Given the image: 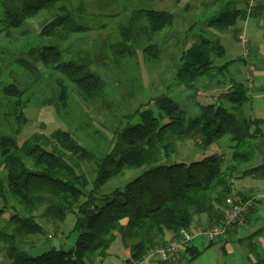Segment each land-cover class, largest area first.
<instances>
[{"label":"trees","instance_id":"trees-1","mask_svg":"<svg viewBox=\"0 0 264 264\" xmlns=\"http://www.w3.org/2000/svg\"><path fill=\"white\" fill-rule=\"evenodd\" d=\"M248 2L190 0L182 11L194 7L193 19L199 12L209 15L203 23L205 28L210 33L213 30L223 33L239 21L264 19V5L260 0L252 9ZM72 3L71 0H3L0 3V35L7 39L31 37L27 24L40 15L48 20L38 35L50 40V44L31 49L26 57L13 63L26 72L33 69L34 73L39 64L43 71L58 74L62 79H56L57 98L62 107L67 98L63 79L76 88L85 102L97 101L105 89V82L90 71V63L71 51L75 41L69 43L71 37L85 36L90 30L79 25L78 20L88 18L90 23L98 18L85 15L82 5L75 7ZM175 22L174 15L166 11L131 12L128 21L116 27L118 39L109 37L114 43L108 49L114 64L118 66L120 60L136 57L137 31L141 25L147 37L156 35L166 41L170 37L164 34ZM193 26L190 25V31ZM203 34L196 36L181 52L174 82L183 91L193 94L201 81L215 85L226 83L229 89L223 97L230 107L216 102L199 104L196 105L198 112L188 115L167 95L149 100L130 113L126 118L130 123L115 131L114 145L96 163L92 181L86 174L78 173L77 167L80 162L91 160L93 154L67 132L54 128L45 134L34 133L18 144L17 137L27 124L23 110L29 100H24V91L14 85L3 89L4 96L12 103L14 128L0 135V243L5 244L0 264H91L108 256L117 236L129 251L126 263L138 264L148 249L168 242H165L167 234L176 239L180 232L189 230L194 217L205 214L216 223L222 219L224 200L233 194L232 182L238 166L254 158L256 140L264 145L263 121L243 115V107L250 104L251 99L228 71L231 64L242 60L218 62L224 57V47ZM234 34L236 36V32ZM65 44L68 46L62 49ZM9 53L0 43L1 64L8 60ZM192 102H196L195 98ZM151 106L157 109V118L146 109ZM222 140L232 144V165L216 155L203 156L198 161L170 162L178 143L195 142L205 152ZM134 170L142 172L123 188L107 194L101 192L108 181ZM244 175L264 181V164ZM9 202L15 212L4 221ZM39 211L42 214H37ZM69 214L74 215L72 233L77 237L66 251L53 247L32 256L17 245L18 240L44 235L37 218L62 224ZM10 228L12 233L7 232ZM257 234L259 232L251 239ZM199 254L192 247L185 249L190 261Z\"/></svg>","mask_w":264,"mask_h":264},{"label":"rangeland","instance_id":"rangeland-1","mask_svg":"<svg viewBox=\"0 0 264 264\" xmlns=\"http://www.w3.org/2000/svg\"><path fill=\"white\" fill-rule=\"evenodd\" d=\"M72 1V4L75 3V7L77 5L83 6L85 15L89 14L94 19L98 18V20L90 21V23L88 18L78 20L79 25L90 27V30L85 36L71 37L69 43L75 41V46L71 47V51L73 53L79 51L80 58L86 59V62L90 63V71L97 73L105 82L103 96L97 101L85 102L79 97L76 88L63 79L67 90V98L62 107L57 98L59 86L56 84V79L61 78L58 74L43 71L39 64H37L34 73L33 69L26 72L13 63L19 58L26 57L31 49L38 48L41 44H50V40L41 39L38 35L48 20L43 15L37 16L26 27L27 30H31V37L10 40L5 38L3 34L0 35V43H3L10 51L8 60L4 61L3 64L0 63V135L10 132L12 127L14 128L12 103L7 100L2 92L6 86L14 85L24 91L23 99L29 100L27 108L23 110L27 124L17 137L18 144L21 145L34 133L45 134L46 127L50 125L49 115L53 117V120L63 131L67 132L80 146L93 154L91 160L80 162L77 167L78 173L86 174L92 181L95 176L96 163L104 158L114 145L115 131L122 130L130 123L131 121L126 119L131 115L130 113L139 106H144L149 100L165 95L171 96L175 100L174 102L178 103L180 108L188 115L197 113L196 105L199 104L207 105L216 102L225 105L227 108L230 107L223 97L229 89V85L226 83L215 85L201 81L198 83L197 92L193 94L183 91L177 83L173 84L172 82L174 74L173 61L175 60L176 65H178L181 52L185 51L192 44L191 42L196 40V36L205 33V31L210 33L205 28V24L203 25L208 18L205 13L199 12L193 19L196 14L194 7L190 11H182L183 6L190 0H159V6L152 4V1L155 3L157 0ZM1 2L3 0H0ZM114 2L115 4H113ZM145 9L166 11L174 15L176 22L173 28L167 30L164 34L170 38L163 41V38L156 35L147 37L143 25H141L137 31L139 43H136L138 46L136 47L135 59L130 61L120 60L117 66L114 64V58L109 53L110 49H106L103 43H113L109 40L110 36H113L116 40L118 39L116 27L119 24H125L131 12ZM190 20L193 23H189ZM191 24H194L193 31H190ZM213 33H215L214 30ZM185 37L187 40L184 41ZM209 38L220 40L216 35H211ZM183 41L184 43H182ZM91 45L94 48H90ZM67 46V44L63 45L62 49ZM129 48H131V45ZM86 51L92 52L88 55ZM66 59L69 58L66 57ZM222 59L220 58L218 61L220 62ZM191 98H195L196 102H192ZM42 109L46 110L41 112ZM146 109L152 111L154 117L157 118L158 113L154 106ZM37 112H41L39 115L40 120H38ZM217 145L219 146L214 148H212V145L204 152L198 143L191 141L178 143L176 154L171 157L170 162L180 160L184 162L198 161L203 156L212 155L214 149L216 154L226 158V164L232 165V144L222 140ZM259 146L260 150L264 152V145L259 144ZM141 172L142 170L125 171L123 175L108 181L100 190L102 193L107 194L115 189L123 188L139 176ZM245 177L248 178L239 180L240 182L236 185L237 189L243 190V187L249 188L248 190L254 189L253 194L264 192L263 180L253 179L250 176ZM261 201L264 203V200ZM8 205L3 215L4 221L8 220L15 212L10 209L12 203L9 202ZM16 211H19V209L16 208ZM37 214H42V211ZM74 219V215L69 214L64 223L51 224L37 218L36 222L43 227L44 235L18 240L17 245L32 256L47 252L53 247H59L61 250L66 251L73 246L77 237L76 233H72ZM7 232L12 233V228L8 229ZM4 247L5 244L0 243V261ZM142 264L148 263L144 262Z\"/></svg>","mask_w":264,"mask_h":264},{"label":"crops","instance_id":"crops-1","mask_svg":"<svg viewBox=\"0 0 264 264\" xmlns=\"http://www.w3.org/2000/svg\"><path fill=\"white\" fill-rule=\"evenodd\" d=\"M260 3L264 5V0H260ZM113 4H115V2ZM152 4L159 6L160 2L159 0L155 3L152 1ZM207 16L209 18V15ZM235 32L236 36L234 34ZM203 35L208 39L209 36L216 35L220 39H214L218 44L223 46L225 50L224 58L220 60V63L234 59L242 60L241 62L231 64L228 71L236 82L243 85L247 92V96L251 99V103L243 107V115L246 118L263 121L261 133L262 141H264V19H246L239 21L234 28L223 33H213V31L208 33L205 31ZM113 44L114 43H103L106 49H110ZM90 48H94L93 45H91ZM90 52L92 51H86L88 55ZM74 55L80 57V52L76 51ZM176 63L175 60L172 63V68L174 69V74L172 76L173 84H175ZM169 97L171 98V96ZM44 110L46 109H42L41 112ZM41 112L36 113L38 115V120L41 119L39 116ZM48 118L50 120V125L46 127V133L54 128L62 130L53 120V117L48 115ZM256 141L254 158L249 163L239 165L232 182L233 194H237L241 199L251 200L253 203L252 209L246 215L244 224L241 227L231 230L226 237L215 243H207L203 239H196L193 243L194 246L191 247L199 251L200 254L191 261L189 257L185 256L184 250L173 262H147L148 264H264V203L261 201L264 200V192L253 194L254 189L248 190L249 188L243 187V190L240 188L239 190L236 188L237 183L240 182L239 180L248 178L245 177L244 172L264 164V152L260 150L261 148L259 146L261 142L258 140ZM215 146L219 145L214 144L212 148ZM213 152L214 149L211 154L220 156ZM221 153L223 154V152ZM222 158L226 160L225 157L222 156ZM211 222L212 221H210L205 214H201L193 218L189 230L207 228L212 224ZM256 232H259V234L251 239L252 235ZM172 238L173 236L171 234H167L165 236V242ZM128 258L129 251L122 245L120 237L117 236L108 250L106 259L103 261L95 260L91 264H127L126 261Z\"/></svg>","mask_w":264,"mask_h":264},{"label":"built area","instance_id":"built-area-1","mask_svg":"<svg viewBox=\"0 0 264 264\" xmlns=\"http://www.w3.org/2000/svg\"><path fill=\"white\" fill-rule=\"evenodd\" d=\"M257 1L259 0H249V9H252ZM252 207L251 200H244L240 196L232 194L224 200L223 217L218 223L212 222L207 228L180 232L178 238L169 240L165 245L148 249L138 264L143 262H173L182 251L194 246L193 243L196 239H203L207 243H215L226 237L231 230L241 227Z\"/></svg>","mask_w":264,"mask_h":264}]
</instances>
